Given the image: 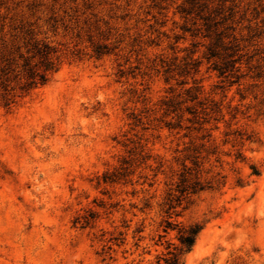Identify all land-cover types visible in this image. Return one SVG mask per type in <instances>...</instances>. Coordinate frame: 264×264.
Here are the masks:
<instances>
[{
    "label": "rangeland",
    "instance_id": "rangeland-1",
    "mask_svg": "<svg viewBox=\"0 0 264 264\" xmlns=\"http://www.w3.org/2000/svg\"><path fill=\"white\" fill-rule=\"evenodd\" d=\"M190 225L181 264H264V0H0V264L163 263Z\"/></svg>",
    "mask_w": 264,
    "mask_h": 264
},
{
    "label": "trees",
    "instance_id": "trees-1",
    "mask_svg": "<svg viewBox=\"0 0 264 264\" xmlns=\"http://www.w3.org/2000/svg\"><path fill=\"white\" fill-rule=\"evenodd\" d=\"M216 33V31H215ZM216 42L219 43L222 41L221 38V33H216ZM223 44V43H221ZM36 53L41 56V57H45V52L43 51H36ZM218 56V53L213 50V49H209V53H208V57L207 59H216ZM229 58H233V55L230 54ZM44 61V60H43ZM235 64H236V60L231 59L227 66L225 67H216L217 68V72L219 74L220 77L226 75L227 72H233L236 71L235 69ZM51 64L48 66H46V68L44 69L43 72H39V71H35L32 68L29 69H24L26 77L28 82L24 85L25 87H27V91L33 88H36L38 86H42L45 84V82L47 81V77L45 72L51 70ZM3 88V87H2ZM5 90V89H4ZM188 179L187 178H182L180 180V188L178 189V192L180 193V195H185V194H194L195 192H197L196 188L198 186V184H192L189 185L188 184ZM202 189L199 188L198 191H201ZM173 207H170V209H172ZM171 224L167 223L165 228H164V233L169 230ZM202 230V227L199 225H190L187 227H182L178 229L177 232V241H178V247L174 248L171 251H168L167 255L169 256L168 258H162V262L160 263V261H158V264H181L182 263V258L187 255L189 252H191L192 248L194 247V244L196 242L197 236L200 233V231ZM170 246V245H169ZM169 246L167 249H169Z\"/></svg>",
    "mask_w": 264,
    "mask_h": 264
}]
</instances>
